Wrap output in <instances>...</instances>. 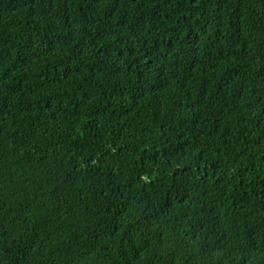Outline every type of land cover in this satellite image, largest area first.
I'll return each mask as SVG.
<instances>
[{
	"label": "trees",
	"instance_id": "obj_1",
	"mask_svg": "<svg viewBox=\"0 0 264 264\" xmlns=\"http://www.w3.org/2000/svg\"><path fill=\"white\" fill-rule=\"evenodd\" d=\"M0 264H264V0H0Z\"/></svg>",
	"mask_w": 264,
	"mask_h": 264
}]
</instances>
